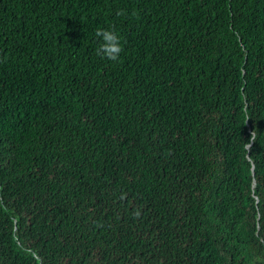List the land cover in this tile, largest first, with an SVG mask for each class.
<instances>
[{"label":"trees","instance_id":"trees-1","mask_svg":"<svg viewBox=\"0 0 264 264\" xmlns=\"http://www.w3.org/2000/svg\"><path fill=\"white\" fill-rule=\"evenodd\" d=\"M0 264H264V0H0Z\"/></svg>","mask_w":264,"mask_h":264},{"label":"clouds","instance_id":"clouds-1","mask_svg":"<svg viewBox=\"0 0 264 264\" xmlns=\"http://www.w3.org/2000/svg\"><path fill=\"white\" fill-rule=\"evenodd\" d=\"M124 14L123 11L118 13V15ZM95 36L102 39V42L96 49V54L113 62L118 61L123 52V47L121 44V38L115 29L97 28ZM251 140L255 141V132L252 133ZM249 146V144H246L247 149ZM136 215L138 216L139 212H137Z\"/></svg>","mask_w":264,"mask_h":264}]
</instances>
